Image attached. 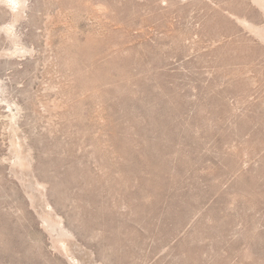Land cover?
Instances as JSON below:
<instances>
[{"label":"rangeland","instance_id":"obj_1","mask_svg":"<svg viewBox=\"0 0 264 264\" xmlns=\"http://www.w3.org/2000/svg\"><path fill=\"white\" fill-rule=\"evenodd\" d=\"M261 26L264 0H0V264H264Z\"/></svg>","mask_w":264,"mask_h":264},{"label":"bare ground","instance_id":"obj_2","mask_svg":"<svg viewBox=\"0 0 264 264\" xmlns=\"http://www.w3.org/2000/svg\"><path fill=\"white\" fill-rule=\"evenodd\" d=\"M247 23H248V21H247ZM246 25V24H245ZM257 26H259V25H257ZM255 30L257 31V32H259L260 34H263L264 35V26L262 27L261 26V28H255ZM0 97H2L1 96V92H0ZM5 99H3L2 98V100L1 101H4ZM18 115V114H17ZM11 117V116H10ZM30 147V146H29ZM32 151V150H31ZM33 159V158H32ZM32 162V161H31ZM12 163V162H11ZM43 185V184H42ZM51 229L52 230H54V228L53 227H51ZM59 235H60V233H59Z\"/></svg>","mask_w":264,"mask_h":264}]
</instances>
